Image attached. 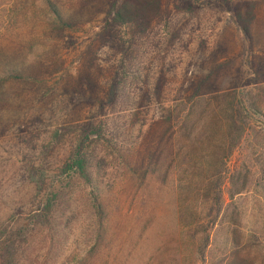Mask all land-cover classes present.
<instances>
[{
	"label": "rangeland",
	"instance_id": "1",
	"mask_svg": "<svg viewBox=\"0 0 264 264\" xmlns=\"http://www.w3.org/2000/svg\"><path fill=\"white\" fill-rule=\"evenodd\" d=\"M52 1L64 15L78 12L83 15L85 23L79 31L60 32L46 0H0V78L11 75L12 71H6L3 65L13 61L19 62L25 71L24 78L4 81L1 87L5 96L0 98V236L4 238L5 231L16 234L27 213L42 198L31 180L32 166L42 165L52 178L67 159L82 125L90 119L95 122L102 119L99 98H103L113 77L121 73V60L130 64V57L125 58L128 52L134 64L127 78L130 95L127 105L134 108L109 115L107 137L115 140L114 143H124L125 148L131 141L150 144V149H143V156L154 151L158 166L167 161L173 146L169 121L164 116L172 107L182 106L180 97L192 93L197 86L194 82L201 77L211 74L209 83L214 88L230 86L257 101L261 112L251 113L250 130L228 161L229 169L247 164L251 169L250 182L245 191L232 198L229 185H224L223 211L225 214L233 209L237 211L244 239L261 256L264 252V0H254L249 38L229 12L216 7L217 0H202V8L192 13H177L171 0H159V7L152 8L148 14L145 10L141 12V16L145 14L141 18L145 21L142 26L120 27L123 38H117L119 46L115 44L114 48L103 46L97 39L104 25V11L109 8L108 0ZM160 116L163 118L158 122ZM58 127L67 128L65 136L46 156L44 145ZM92 153L101 197L110 201L115 215L124 217L123 213L130 212L132 196L123 195L125 206L121 203L120 208V195L126 189L129 191L122 180L121 169L125 166L120 169V163L123 155L131 153L108 142L95 146ZM100 160L104 161L103 165L99 164ZM178 168V164L169 163L170 183ZM175 178L178 182V175ZM89 190V186L77 182L72 194L62 198L65 200L59 202L54 216L59 219L61 215L64 223L38 231L24 251L28 259L22 260V264H75L77 255L81 257L86 252L95 227ZM67 221L69 226H64ZM228 239L229 226L222 216L212 230L207 264L220 259ZM162 241L158 233L150 234L133 264H146L149 257H156V248ZM160 261L164 264L163 258Z\"/></svg>",
	"mask_w": 264,
	"mask_h": 264
},
{
	"label": "trees",
	"instance_id": "2",
	"mask_svg": "<svg viewBox=\"0 0 264 264\" xmlns=\"http://www.w3.org/2000/svg\"><path fill=\"white\" fill-rule=\"evenodd\" d=\"M46 1L56 16L54 21H57L56 28L60 32H77L80 25H84L85 20L80 12L64 15L52 0ZM108 1L109 8L104 11V25L97 39L103 46L113 48L115 44L119 46L117 38H123L121 26H142L145 21H141V18H145V14L141 16V12L145 10L148 14L152 8L159 7V0ZM171 1L177 13H192L202 8V0ZM215 4L229 12L236 25L249 38L255 1L217 0ZM127 55L128 52L125 58L130 57V64L124 63L122 58L121 73L113 77L103 98L97 97L102 105L99 107L102 119L96 122L90 119L82 125L67 159L58 167L55 175L49 177L42 165H33L30 169L31 180L42 198L27 213L16 234L5 231V237L0 236L3 238L0 240V264H22V260L27 261V256L23 254L28 250L30 239L52 224L64 223L61 215L56 219L54 210L61 200H65L63 197L72 194L77 182L90 188L89 204L95 227L89 248L81 257L77 255L75 264H133L152 233H158L163 241L156 248V257H149L146 264L155 261L160 264V257L164 264H207L206 253L211 245L212 230L222 216L229 226V241L220 259L209 264H264V252L260 256L255 246L244 239L237 211L233 209L226 214L223 211L224 185H229V197L232 198L245 191L250 182L251 169L247 164L241 163L229 169L228 161L250 130L251 113L261 112L257 101L250 94L243 95L230 86L214 88L209 83L211 74L201 77L194 82L197 86L192 93L180 97L182 106L172 107L164 116V120L169 121L173 146L167 161L158 166L154 151L143 156V149H150V144L131 141L126 143L125 148L124 143H114L115 140L107 137L109 115L134 108L127 105L130 100L126 89L127 78L134 64L133 58ZM3 67L12 72L0 78V98L5 96L1 89L4 81L25 77V71L17 61L6 63ZM133 78L137 80L138 77L133 75ZM144 97L147 98V93ZM91 98H94L93 95ZM162 118L160 116L158 122ZM66 131L67 128L58 127L53 132L43 148L46 156L63 139ZM103 142L127 149L133 156L123 155L120 163V169L125 166V169H121L122 180L129 188L119 197L120 208L121 203L125 206V199L123 202L121 200L123 195L132 196L130 212L123 213L124 217L111 211L110 201L101 197L99 183L94 175L92 150ZM103 163V160L99 161L100 165ZM169 163L170 166L175 163L179 166V172L172 175L173 183L169 179ZM177 175L178 182L175 178ZM165 195L169 197L167 200ZM69 224L70 221H67L64 226Z\"/></svg>",
	"mask_w": 264,
	"mask_h": 264
}]
</instances>
